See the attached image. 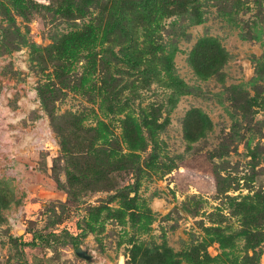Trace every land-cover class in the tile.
<instances>
[{"label": "rangeland", "instance_id": "obj_1", "mask_svg": "<svg viewBox=\"0 0 264 264\" xmlns=\"http://www.w3.org/2000/svg\"><path fill=\"white\" fill-rule=\"evenodd\" d=\"M176 2L0 0V264H86L78 246L90 264H156L163 246L264 264V199L252 235L238 211L264 194V0ZM89 30L67 58L64 40ZM127 113L160 126H141L134 173ZM125 195L150 209L146 229L118 217ZM216 227L225 248L204 244Z\"/></svg>", "mask_w": 264, "mask_h": 264}, {"label": "trees", "instance_id": "obj_2", "mask_svg": "<svg viewBox=\"0 0 264 264\" xmlns=\"http://www.w3.org/2000/svg\"><path fill=\"white\" fill-rule=\"evenodd\" d=\"M148 5H156L159 2V7L157 8V12H162L164 9L167 8L169 4L175 3L179 4L176 2V0H145ZM121 24V23H120ZM93 36L92 31L89 30L88 32H78L76 35L69 36V39L64 40L63 42V50H64V55L67 56V58L75 57L78 48L80 45L87 43L88 40ZM79 40V45H77L74 42V39ZM209 45L213 48H216L218 51L217 53H221L220 45L217 42L216 39L209 37V38H203L200 40L199 45ZM78 46V47H76ZM75 47V48H73ZM162 55L161 58L163 59V64H164V73L166 79L163 81L164 84L172 88L178 87L181 81L178 80V78L175 77V75L172 72V64H171V57L168 54H165L164 51H161ZM129 63H132L131 66L134 63L131 59H129ZM146 65V62H143ZM143 63H139L138 66H144ZM136 65V64H135ZM212 67L209 65L207 67H202V69H199L195 67V70L198 74L200 75H205ZM83 73V74H82ZM79 76H75L76 84L73 82L74 86L73 87H80L82 88L85 85V78H86V73L82 72ZM121 128H122V139L127 145V149L129 152L121 153L123 157L127 160L124 163L123 169L128 170L130 172H137L140 167H139V158L140 156L137 154H134L131 152L132 150H141L142 148L144 149L143 141L144 138L141 135L140 129L141 126L145 127L147 131L153 135H155V128H159V124L154 120L148 119V117H141V121L139 117L132 116L131 113H127L125 119L122 120L121 122ZM103 128H100L99 131L102 132ZM154 142V141H153ZM154 147L157 146V144L154 142L153 144ZM113 155H114V148H112ZM116 153V152H115ZM73 180V184H75L76 177L71 178ZM132 190H136V187H133ZM258 199H264V194L262 192L256 193L254 198H251L250 201H245L240 203V208L238 209L239 214L241 215V222L244 226V230H242L243 234L246 236L247 234H251L253 229L258 227L259 224V214L262 211V206L264 207V203L262 206H259L258 204H254L253 202ZM118 212V217L120 219H123L126 215H129V219L133 223L138 224L139 229H146L147 225L151 222L152 216H151V211L150 209L146 206V204L136 202L134 198H130L129 196L125 195L123 198L122 204L120 205V208L116 209ZM237 211V212H238ZM208 234L211 235L209 239L204 240L205 243H209L212 240H217L219 241L220 245L222 248H225L226 242H227V236L223 234L220 231L219 227L216 228H206ZM252 235V234H251ZM136 247V246H135ZM163 250L161 252L156 253L158 256V261L156 264H181V259L178 258L179 255L182 256L183 260L185 261V264H210V262L216 260V258H210L206 253L204 255H200L197 252V249L195 248L194 250H188L183 252L182 254H176L171 251L170 248L163 246Z\"/></svg>", "mask_w": 264, "mask_h": 264}, {"label": "water", "instance_id": "obj_3", "mask_svg": "<svg viewBox=\"0 0 264 264\" xmlns=\"http://www.w3.org/2000/svg\"><path fill=\"white\" fill-rule=\"evenodd\" d=\"M73 253L76 257L84 259L86 261V264L91 263V255L88 253L87 250L83 249L82 247L78 246L73 250Z\"/></svg>", "mask_w": 264, "mask_h": 264}]
</instances>
